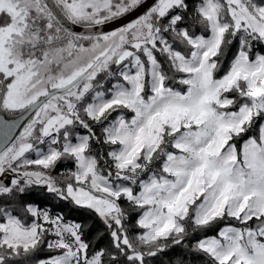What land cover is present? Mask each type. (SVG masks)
<instances>
[{"label":"snow or ice","instance_id":"1","mask_svg":"<svg viewBox=\"0 0 264 264\" xmlns=\"http://www.w3.org/2000/svg\"><path fill=\"white\" fill-rule=\"evenodd\" d=\"M257 46L264 0H0V264H264Z\"/></svg>","mask_w":264,"mask_h":264},{"label":"trees","instance_id":"2","mask_svg":"<svg viewBox=\"0 0 264 264\" xmlns=\"http://www.w3.org/2000/svg\"><path fill=\"white\" fill-rule=\"evenodd\" d=\"M257 2H259V0H257ZM254 51L255 52L264 53V46H257L254 49ZM33 199L35 201H37V202H45L44 201V197L42 195H40L39 193L34 194L33 195ZM46 203H51L52 206H53V208H54V210H58L56 204L53 203L52 201L49 200V201H46ZM64 211H65L66 217L68 219L81 220L84 223L90 224L92 226V229H91V233H90L89 238H91V236L95 235V233L97 231L103 229V225L100 224V222H99L98 219H96L91 214L84 212L83 210H73V211H69L68 208H65ZM213 234H214V232H210L209 233V235H213ZM105 242H106V240L105 241H102V243H105ZM47 255H48L47 252L40 253V256L41 257H45ZM172 256H174V253L170 251L167 255H164L162 257L156 258V264H168V261H169L170 257H172Z\"/></svg>","mask_w":264,"mask_h":264},{"label":"water","instance_id":"3","mask_svg":"<svg viewBox=\"0 0 264 264\" xmlns=\"http://www.w3.org/2000/svg\"><path fill=\"white\" fill-rule=\"evenodd\" d=\"M149 3H151V0H149ZM127 20H128V18L126 17V18H123V22H127ZM120 21H117V22H115L114 23V25H106L105 26V30H112V28L113 27H118V26H120ZM74 30H76V28H74ZM80 31H83V29L81 28V29H79Z\"/></svg>","mask_w":264,"mask_h":264}]
</instances>
